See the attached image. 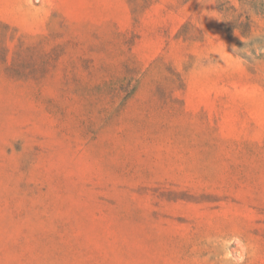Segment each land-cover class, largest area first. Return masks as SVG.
I'll return each instance as SVG.
<instances>
[{
    "label": "rangeland",
    "instance_id": "374dc122",
    "mask_svg": "<svg viewBox=\"0 0 264 264\" xmlns=\"http://www.w3.org/2000/svg\"><path fill=\"white\" fill-rule=\"evenodd\" d=\"M258 40L264 0H0V264H264Z\"/></svg>",
    "mask_w": 264,
    "mask_h": 264
},
{
    "label": "trees",
    "instance_id": "16d2710c",
    "mask_svg": "<svg viewBox=\"0 0 264 264\" xmlns=\"http://www.w3.org/2000/svg\"><path fill=\"white\" fill-rule=\"evenodd\" d=\"M251 7L253 8L254 10V6H256L254 3H251ZM219 9L221 12H223L225 14L226 17H228V15H226L228 13V9L225 7V3H221L219 5ZM250 27H249V21L247 19L246 22H243V21H240V18L239 16L235 19V21L232 23V25H229L228 27V31L229 32H232V30H238L241 32V34L243 35L245 33V31H247V36H248V33H249V30ZM261 44V45H260ZM248 50H249V53L250 55L246 56V54H244L243 56L248 60L250 61L251 59H264V53L263 54H259L258 56L255 55V53L257 52V50H263L264 49V44L261 43V40H258L257 43H250L248 44Z\"/></svg>",
    "mask_w": 264,
    "mask_h": 264
}]
</instances>
